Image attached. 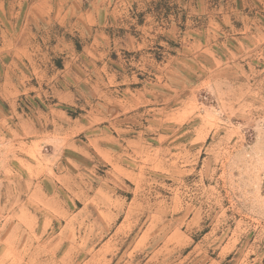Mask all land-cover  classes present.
I'll return each mask as SVG.
<instances>
[{"label": "rangeland", "instance_id": "374dc122", "mask_svg": "<svg viewBox=\"0 0 264 264\" xmlns=\"http://www.w3.org/2000/svg\"><path fill=\"white\" fill-rule=\"evenodd\" d=\"M31 1L0 0V264H264V0L16 41Z\"/></svg>", "mask_w": 264, "mask_h": 264}, {"label": "crops", "instance_id": "0c3cea01", "mask_svg": "<svg viewBox=\"0 0 264 264\" xmlns=\"http://www.w3.org/2000/svg\"><path fill=\"white\" fill-rule=\"evenodd\" d=\"M138 0H32L27 6L26 11L23 14V24L20 26V33L16 35V41L23 38L24 33L30 28V31L35 30L37 33L41 29L58 28L64 30L66 33L74 34V31L86 32V30H95L104 28L107 25L110 27L115 23V26L122 21L123 14H126L130 9L135 8ZM200 1L196 4V7L200 5ZM256 0H229L231 7L224 6L223 10H218L220 14L233 11V14H242L245 12L251 4H254ZM214 3L213 5H216ZM211 5V6H213ZM212 10V7L211 9ZM233 16V15H232ZM169 17V15H167ZM219 15L217 14V18ZM234 18H228V21ZM253 20L247 14L240 17L242 25L245 22ZM28 32V31H27ZM85 34V33H84ZM38 36V34H36ZM260 36V35H259ZM47 39H54L58 35L52 38L48 35ZM37 42H47L46 39H42ZM17 43V42H16ZM56 44V41H48V44ZM31 43L27 40L20 45L12 47L14 51L11 60L28 61L40 60L39 54L34 52ZM39 44V43H38ZM40 45V44H39ZM34 46V45H33ZM56 46V45H55ZM38 49V46L35 50ZM27 55H29L27 57ZM26 76V75H25ZM13 84L8 80L4 81L2 85L3 91L13 93ZM16 89V88H15Z\"/></svg>", "mask_w": 264, "mask_h": 264}]
</instances>
